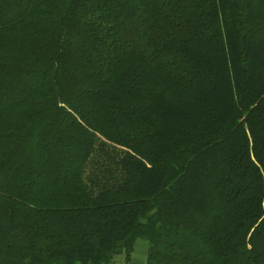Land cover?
I'll return each instance as SVG.
<instances>
[{
    "label": "trees",
    "instance_id": "1",
    "mask_svg": "<svg viewBox=\"0 0 264 264\" xmlns=\"http://www.w3.org/2000/svg\"><path fill=\"white\" fill-rule=\"evenodd\" d=\"M264 264V0H0V264Z\"/></svg>",
    "mask_w": 264,
    "mask_h": 264
},
{
    "label": "rangeland",
    "instance_id": "2",
    "mask_svg": "<svg viewBox=\"0 0 264 264\" xmlns=\"http://www.w3.org/2000/svg\"><path fill=\"white\" fill-rule=\"evenodd\" d=\"M146 240L144 238H139L136 242V246H135V251L133 253V257L131 262H129L128 264H133L134 260H140V259H144L146 260V248H147V244H146ZM118 257V255L116 256V258ZM115 258V260H116ZM124 259V258H123ZM114 264H122V262L115 261ZM124 264V261H123Z\"/></svg>",
    "mask_w": 264,
    "mask_h": 264
},
{
    "label": "crops",
    "instance_id": "3",
    "mask_svg": "<svg viewBox=\"0 0 264 264\" xmlns=\"http://www.w3.org/2000/svg\"><path fill=\"white\" fill-rule=\"evenodd\" d=\"M124 256L122 254L118 255V257L116 258V261H120L122 262L123 264V261H124ZM132 260V259H131ZM131 262V261H130ZM133 264H145V260L144 259H140V260H134V263Z\"/></svg>",
    "mask_w": 264,
    "mask_h": 264
}]
</instances>
